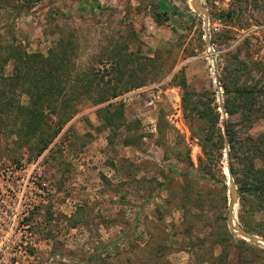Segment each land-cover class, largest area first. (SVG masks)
<instances>
[{
    "label": "rangeland",
    "instance_id": "obj_1",
    "mask_svg": "<svg viewBox=\"0 0 264 264\" xmlns=\"http://www.w3.org/2000/svg\"><path fill=\"white\" fill-rule=\"evenodd\" d=\"M200 1L218 80L241 62L264 86V0ZM191 10L190 0H0V264H264V247L227 226L223 136L230 123L254 137L264 120L237 135L218 109L203 16ZM9 46L46 70L71 68L50 90L59 106L34 126L47 135L75 114L38 157L14 112L28 98L8 86ZM53 48L63 66L37 65ZM239 208L238 195L235 223L247 231ZM250 221L264 233L260 214Z\"/></svg>",
    "mask_w": 264,
    "mask_h": 264
},
{
    "label": "trees",
    "instance_id": "obj_2",
    "mask_svg": "<svg viewBox=\"0 0 264 264\" xmlns=\"http://www.w3.org/2000/svg\"><path fill=\"white\" fill-rule=\"evenodd\" d=\"M171 12L178 14V10H174L172 7ZM59 50V48L49 50L48 56L45 58L36 55V58L40 57L37 65H42V62L45 64L52 59L56 61L58 67L63 65L69 67L67 73L65 71L56 72L57 68L50 71V67L47 70L42 66L38 67L34 65L35 60L33 57L28 56L26 53H21L19 49L12 46L6 48L4 55H7V57L2 60L3 62L11 60L14 63L12 75L8 80L11 93L14 91V85L17 86L18 83L21 87H19L20 90L18 92L28 98L26 106H23L19 102L14 110L15 104L12 103V105L14 112L18 111L20 117L23 118L21 119L20 128L32 126V131L28 136L29 138L35 136L34 138L38 139L36 142L37 147L35 146L37 148V157L47 149L62 127L75 114V112L64 114V121L60 120L57 128L52 129L47 135H44L42 125L34 126L38 122L42 124V120H45L43 119L45 110L47 112H54V107L59 106L60 103L57 104L59 96L50 93V90L55 88L58 90L60 88L59 85L62 83V79H64L61 74L65 73V78H68L71 74L70 66L66 65V63L62 65L55 57ZM26 58L29 60L26 61ZM24 60L28 64L27 67L23 63ZM29 62L31 63V68H29ZM237 63V67L232 66L230 69L232 79L228 77L224 79L223 77V79H219L218 81L223 87L225 112L228 117L236 118V123L239 126V129L237 128L238 135L240 132L251 128L257 119L262 118L264 120V86H260L261 77L257 80H253L250 77L247 65L241 64V62ZM180 87L184 92V87ZM114 97H116L115 94L111 95L110 99ZM107 100L100 99L96 101V105ZM5 104H8V102ZM182 106L185 110V118L193 120L196 119V114L200 115V109L196 103L191 101L189 94H187V97H182ZM203 116L211 120V125L212 122L215 125L218 120V113L210 107L207 112L203 113ZM25 121L28 122L26 126L23 125ZM225 128L229 142L230 170L234 178L237 179L240 206L238 213L239 220L247 231H253L256 235L264 237V233L256 231L254 229L255 225H252L250 221L252 215L260 214L263 218L262 223L264 224V132L254 137L249 134L247 135V133H242L243 137L237 138L233 125L228 123ZM217 136L220 139V145H222L223 138L219 130ZM30 146L34 147L33 145ZM245 214H250L248 215L249 219L245 220ZM27 218L24 217V226H28L29 221L26 220ZM14 258L12 257L11 259ZM13 264H16V261Z\"/></svg>",
    "mask_w": 264,
    "mask_h": 264
},
{
    "label": "water",
    "instance_id": "obj_3",
    "mask_svg": "<svg viewBox=\"0 0 264 264\" xmlns=\"http://www.w3.org/2000/svg\"><path fill=\"white\" fill-rule=\"evenodd\" d=\"M191 3V12L196 14H201L203 16L204 21V42L207 47L208 51V59L211 65V70L213 72V78H214V86L216 89V96H217V104L218 109L221 111H224L223 103H222V93L218 81V75H217V67H216V56L212 49V43L209 36L208 31V14L204 6L202 5L200 0H190ZM210 54V56H209ZM223 136H224V146H225V157H226V173L228 175V192H229V205L227 210V226L230 231V233L234 236H238L242 239H246L248 241H251L255 244H258L260 246L264 247V239H261L255 235H252L245 231L240 226L236 225L235 223V210H236V204L238 201V195L236 192V187L233 182V178L230 172V163H229V144L226 137V131L225 128H223Z\"/></svg>",
    "mask_w": 264,
    "mask_h": 264
},
{
    "label": "bare ground",
    "instance_id": "obj_4",
    "mask_svg": "<svg viewBox=\"0 0 264 264\" xmlns=\"http://www.w3.org/2000/svg\"><path fill=\"white\" fill-rule=\"evenodd\" d=\"M192 9V8H191Z\"/></svg>",
    "mask_w": 264,
    "mask_h": 264
}]
</instances>
